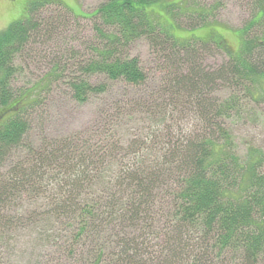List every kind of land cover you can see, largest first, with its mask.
I'll return each mask as SVG.
<instances>
[{"label":"trees","instance_id":"obj_1","mask_svg":"<svg viewBox=\"0 0 264 264\" xmlns=\"http://www.w3.org/2000/svg\"><path fill=\"white\" fill-rule=\"evenodd\" d=\"M190 1L106 0L86 17H70L88 20L96 33L92 55L80 63L82 43L65 35L70 23L39 16L50 0L31 2L0 32L2 246L15 228L38 222L36 245L79 253L84 264L264 262V151L250 144L242 153L232 132L256 118L251 107L264 106V0H248L252 17L237 31L239 51L222 53L227 59L212 67L203 57L227 53L223 41L180 40L166 26L176 27L173 10L191 17L190 30L209 24L215 7ZM143 39L157 80L129 56ZM68 47L64 65L56 52ZM45 49L51 71L18 88L22 65ZM65 67L76 75L63 77ZM55 82L79 105L100 100L84 130L44 136L42 96L59 95ZM21 153L35 157L31 173L17 165ZM23 194L38 210H20Z\"/></svg>","mask_w":264,"mask_h":264},{"label":"rangeland","instance_id":"obj_2","mask_svg":"<svg viewBox=\"0 0 264 264\" xmlns=\"http://www.w3.org/2000/svg\"><path fill=\"white\" fill-rule=\"evenodd\" d=\"M33 1L35 0H0V32L7 30L12 23L20 21L24 18L28 4ZM50 1L55 4L49 5L48 9L41 10L39 16H49L51 19H57V16L60 15V17L64 18L67 23H70L65 29H69L65 35H67V38L71 41H73V39H79L82 43V48H79L77 52L81 53L80 56H82V58L77 61L79 63L86 61L87 58H89V55H92L90 46L92 43L96 42V33L92 28V24L89 23L88 20H82L79 18L78 23H76L71 21L70 17H86L94 12L98 6L106 0ZM248 2V0L190 1V6L194 8L215 7V12L209 19V24L190 30L188 21L191 17L183 15L180 16L178 12L173 10L172 14L176 17V24L174 22L172 23H174L178 28H170L171 24H166V26L174 37L180 40H187L189 38L202 40L212 38V40L217 42L223 41L222 44L227 49V53L222 49L217 53H209L203 57V64L212 67L216 64H220L224 59H227L222 55V53L226 55H235L239 51L241 38L239 37L237 31L242 30L252 17V7L250 6V2ZM62 7L68 8V12L64 11ZM43 13L44 15H42ZM67 16H69V19L66 18ZM165 20L169 23L168 19ZM60 25L61 23L57 22L55 27L59 28ZM251 36L258 38L261 37L258 36V34H255V31L252 32ZM71 41H69V46L72 45ZM73 45L76 46L79 44L77 42H73ZM69 48L70 47H68L65 51L57 50L58 52L54 50L60 57L63 58L65 62L64 65H67V57L73 53L72 50L68 51ZM41 52V56L31 61H27L26 66L24 64L22 65L23 71L20 75H17L18 81L15 82L18 88H22L24 86L30 87V85L37 82L41 77H44V75L51 71L52 64L50 61L52 60V55L47 49ZM129 56H138L146 67V73L150 77H157L156 80L159 79L161 76L159 67L151 61L148 45L144 39L137 41L133 45L132 50L129 52ZM20 63L21 62L18 60L16 65H20ZM75 72V68L65 67V74L63 77H67L69 75L75 76ZM95 78L96 76H93L90 79L91 82H95ZM50 88L54 89L52 90L53 92H55V89L57 88L60 93L55 97L45 94L42 96V100L45 102L42 109V124L44 125L42 130L44 136H66L73 132L84 130L93 122L92 120L96 115V107L97 104L100 103V100L98 101L97 98H91V100L86 104L79 105L69 99V94L64 83H52ZM249 106H252V104H249ZM250 109L254 111L253 114L256 115V118L250 117L247 121L240 122L236 126L233 125L234 127L232 130L235 144L242 153L250 144H254L257 147L260 146L264 151V106H254ZM30 115L32 119H35V115H33V113ZM31 124L33 125V121ZM30 136L31 138H34V131H31ZM20 155L21 159L18 161L17 165L26 169V173H31L35 157L33 158L32 156H28L23 153ZM17 156L19 155L14 154V162L15 159H17ZM47 182L48 181L46 180V183ZM47 187L50 186L44 187V189H46V194L49 193V189H47ZM26 192L27 191H25V193ZM36 202L37 201L34 198L27 201L25 194H23L19 203L24 205L20 208V210L27 212H31L32 209L38 210V208H35ZM39 202H41V200ZM46 203L47 202L43 204L40 211L45 209ZM41 222L42 224H45L44 220ZM39 226L41 225L38 222L34 224L31 222V225H28L26 228L22 226L15 228V230L11 232L12 235L8 240L9 244L6 246H2L0 244V264H84V262H86L79 258V253L74 256H70L69 254L62 253L60 249H57L59 247L52 248L48 246L44 249L36 245L35 239L39 233ZM40 249L42 250V253H40ZM217 264L223 263L217 262ZM224 264L226 263L224 262ZM239 264H242L241 260H239ZM260 264H264V262H261Z\"/></svg>","mask_w":264,"mask_h":264}]
</instances>
